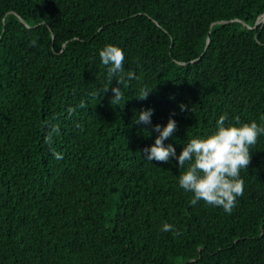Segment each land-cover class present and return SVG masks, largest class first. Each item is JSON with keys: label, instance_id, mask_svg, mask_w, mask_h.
Returning <instances> with one entry per match:
<instances>
[{"label": "trees", "instance_id": "1", "mask_svg": "<svg viewBox=\"0 0 264 264\" xmlns=\"http://www.w3.org/2000/svg\"><path fill=\"white\" fill-rule=\"evenodd\" d=\"M263 15L264 0H0V264H264V134L231 214L191 206L176 159L143 153L170 117L177 156L221 115L264 127ZM108 44L125 55L118 106Z\"/></svg>", "mask_w": 264, "mask_h": 264}, {"label": "clouds", "instance_id": "2", "mask_svg": "<svg viewBox=\"0 0 264 264\" xmlns=\"http://www.w3.org/2000/svg\"><path fill=\"white\" fill-rule=\"evenodd\" d=\"M100 60L107 68L109 83L116 77V85L111 88L113 95L110 98L111 105H119L123 99V92L119 85L124 84V60L125 55L121 48L108 44L99 53ZM132 71L127 72L126 79H135ZM109 87L104 88V93ZM149 91L141 90L140 100L147 99ZM181 111L186 106L180 105ZM154 110L143 109L139 112L135 123L151 124ZM227 116L221 115L216 121V130L205 137H197L189 140L177 156L174 146L164 141L173 136L177 129V122L169 118L166 126L159 124L153 127L158 133L154 144L143 150L144 158L149 161L168 162L175 158L178 166L184 169L178 179L179 186L192 194L191 206H196L203 201L212 207H220L226 213L231 214L238 203V198L244 194V181L240 177V171L249 167L252 154L250 147L255 146L260 135L264 134V127L255 121L241 123L239 117L235 123H226ZM56 159H62L59 153H53ZM186 166V167H185ZM163 231H175L174 226L164 223Z\"/></svg>", "mask_w": 264, "mask_h": 264}, {"label": "water", "instance_id": "3", "mask_svg": "<svg viewBox=\"0 0 264 264\" xmlns=\"http://www.w3.org/2000/svg\"><path fill=\"white\" fill-rule=\"evenodd\" d=\"M21 20H22V19H21ZM22 22L25 23L24 20H22ZM261 23L264 25V15H263L262 17H260V19L257 21V23L255 24V26H254L253 28H252V27H249V28L255 30V29H257V27H258ZM244 25H246V24L244 23ZM209 42H210V40H208V44H209Z\"/></svg>", "mask_w": 264, "mask_h": 264}]
</instances>
